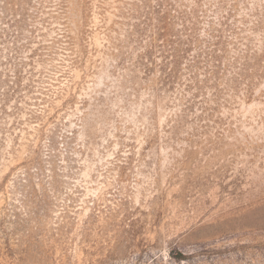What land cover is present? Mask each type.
Returning a JSON list of instances; mask_svg holds the SVG:
<instances>
[{
    "label": "rangeland",
    "instance_id": "obj_1",
    "mask_svg": "<svg viewBox=\"0 0 264 264\" xmlns=\"http://www.w3.org/2000/svg\"><path fill=\"white\" fill-rule=\"evenodd\" d=\"M0 264H264V0H0Z\"/></svg>",
    "mask_w": 264,
    "mask_h": 264
}]
</instances>
